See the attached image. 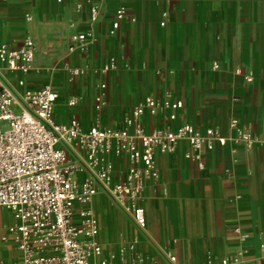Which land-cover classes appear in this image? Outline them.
Listing matches in <instances>:
<instances>
[{"label":"crops","instance_id":"0c3cea01","mask_svg":"<svg viewBox=\"0 0 264 264\" xmlns=\"http://www.w3.org/2000/svg\"><path fill=\"white\" fill-rule=\"evenodd\" d=\"M93 7L100 12L95 23ZM120 9L124 17L111 36ZM77 33L89 35V46L70 52V37ZM28 36L36 44L33 71L1 77L18 95L52 86L59 94L58 123L119 129L146 98L163 100L170 93L184 104L177 119L164 109L145 114L147 131L191 124L201 132L214 127L226 139L224 146L203 148L200 162L186 159V143L173 154H156L159 179L146 184L140 201L146 229L100 188L91 208L104 257L140 256L145 264H171V255L175 264H264V0H0V45L18 47ZM109 63L117 70L104 74ZM213 63L220 69L213 70ZM68 68L91 73L72 78ZM248 75L252 83L245 81ZM97 96L104 102L99 113ZM72 98L78 99L75 106L68 104ZM241 132L256 138L253 149L238 141ZM117 165L124 173L127 162ZM15 224L12 212L0 208V232ZM20 259L11 239L0 244V263Z\"/></svg>","mask_w":264,"mask_h":264},{"label":"built area","instance_id":"2783aa9c","mask_svg":"<svg viewBox=\"0 0 264 264\" xmlns=\"http://www.w3.org/2000/svg\"><path fill=\"white\" fill-rule=\"evenodd\" d=\"M99 15L98 8L93 7L91 23L97 22ZM123 17V10H117L111 36L119 31ZM25 20L32 21V16L25 15ZM89 43L86 33L74 34L69 51H84ZM35 56L36 44L29 36L18 47L0 45V208L11 211L16 221L5 233L0 232V244L10 239L14 242L21 253L17 264H145L140 256L126 259L111 253L104 257L98 242V219L91 208L99 189L130 213L140 229H146V211L140 201L146 184L159 179L156 154H173L186 143V159L200 162L203 148L213 150L216 142L224 146L226 139L214 127L201 132L191 124L175 130L147 131L142 121L145 114L156 116L164 109L170 112V120L177 119L184 104L170 93L163 100L146 98L119 129L99 123L85 128L77 120L60 124L54 116L59 94L52 86L18 95L1 77L3 72L27 76L34 69ZM211 67L220 69L218 63ZM116 70L117 66L109 63L102 72ZM68 71L72 78L91 73L89 68ZM235 73L243 75L241 68ZM245 81L252 83L253 77L245 76ZM24 85L25 81L19 79L18 86ZM100 89H106V85ZM77 103L76 98L68 102L70 106ZM103 103L97 96L96 112ZM238 141L253 149L257 140L241 132ZM122 159L127 162L124 173L117 165ZM235 231L240 233L239 229ZM240 237L245 239L244 235ZM135 249L136 243L130 244V250ZM169 259L171 264L177 262L173 255Z\"/></svg>","mask_w":264,"mask_h":264},{"label":"rangeland","instance_id":"374dc122","mask_svg":"<svg viewBox=\"0 0 264 264\" xmlns=\"http://www.w3.org/2000/svg\"><path fill=\"white\" fill-rule=\"evenodd\" d=\"M119 207H121L119 204H117ZM122 208V207H121ZM96 211L98 212V209H97V207H96Z\"/></svg>","mask_w":264,"mask_h":264}]
</instances>
